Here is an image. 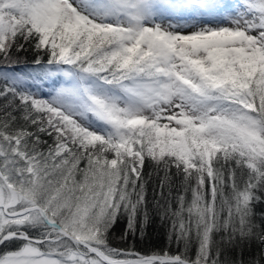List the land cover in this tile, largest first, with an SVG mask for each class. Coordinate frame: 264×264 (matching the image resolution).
I'll return each instance as SVG.
<instances>
[{"label": "snow or ice", "instance_id": "6c2138e0", "mask_svg": "<svg viewBox=\"0 0 264 264\" xmlns=\"http://www.w3.org/2000/svg\"><path fill=\"white\" fill-rule=\"evenodd\" d=\"M0 264H264V0H0Z\"/></svg>", "mask_w": 264, "mask_h": 264}, {"label": "trees", "instance_id": "16d2710c", "mask_svg": "<svg viewBox=\"0 0 264 264\" xmlns=\"http://www.w3.org/2000/svg\"><path fill=\"white\" fill-rule=\"evenodd\" d=\"M166 245V239L163 232L156 226L153 229H150V234L148 238L138 243L139 249H148V248H160Z\"/></svg>", "mask_w": 264, "mask_h": 264}]
</instances>
